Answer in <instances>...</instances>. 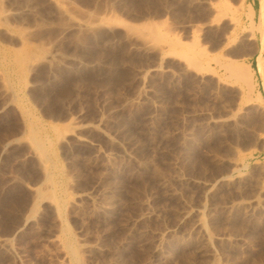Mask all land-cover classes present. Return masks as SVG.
Masks as SVG:
<instances>
[{
    "label": "rangeland",
    "instance_id": "obj_1",
    "mask_svg": "<svg viewBox=\"0 0 264 264\" xmlns=\"http://www.w3.org/2000/svg\"><path fill=\"white\" fill-rule=\"evenodd\" d=\"M250 1L0 0V264H264Z\"/></svg>",
    "mask_w": 264,
    "mask_h": 264
},
{
    "label": "bare ground",
    "instance_id": "obj_2",
    "mask_svg": "<svg viewBox=\"0 0 264 264\" xmlns=\"http://www.w3.org/2000/svg\"><path fill=\"white\" fill-rule=\"evenodd\" d=\"M253 10H251V12H252ZM253 13V12H252ZM251 13V14H252ZM249 18H250V16H249ZM251 22L252 23H250V24H252V26H253V21H252V17H251ZM160 24V23H159ZM251 26V27H252ZM145 27V26H144ZM261 29H262V31H261V34H262V40H263V43H264V30H263V24L261 25ZM251 31V30H250ZM254 32V31H253ZM253 35L254 34H251V36L253 37ZM254 38V37H253ZM252 39V38H251ZM259 55V54H258ZM201 56V55H200ZM261 57V56H260ZM259 59V58H258ZM261 60V59H260ZM258 61L259 63L257 64V72L261 75V77H262V81H263V87H264V61ZM264 60V59H263ZM194 61V60H193ZM193 64V63H192ZM227 64V63H226ZM225 65V64H224ZM235 66H236V64H235ZM232 67L231 68V72L230 73H232V75L231 76H233L234 78H235V80H236V82L237 81H240V80H244L243 79V76H247V77H250L251 76V72L253 71V69H254V67H253V64H252V62L250 61L249 62V64L247 65V67L246 68H243V67H239L238 65L236 66V67ZM242 66V65H241ZM226 67H229V66H226ZM245 67V66H244ZM246 76L244 77V78H246ZM229 78V77H228ZM231 78V77H230ZM251 78V77H250ZM252 79V78H251ZM247 80H248V78H247ZM246 80V81H247ZM238 83V82H237ZM250 86V85H249ZM239 88V87H238ZM31 130V129H30ZM32 132V131H31ZM33 134V133H32ZM31 134V135H32ZM30 135V136H31ZM32 138V142L34 141L35 142V144H33V146L34 145H37V147L36 148H39V143H38V141H37V139H36V136L35 135H32L31 136ZM31 142V141H30ZM44 147V146H43ZM40 149V148H39ZM38 149V150H39ZM40 153V152H39ZM41 156H42V154H41ZM69 241V240H68ZM73 251H74V249H73ZM76 252V251H75ZM74 253V252H73ZM75 255H76V253H74Z\"/></svg>",
    "mask_w": 264,
    "mask_h": 264
},
{
    "label": "crops",
    "instance_id": "obj_3",
    "mask_svg": "<svg viewBox=\"0 0 264 264\" xmlns=\"http://www.w3.org/2000/svg\"><path fill=\"white\" fill-rule=\"evenodd\" d=\"M252 12V21L257 25L263 24L264 30V0H251L250 1ZM262 37V36H261ZM261 85L263 86L262 77L259 74Z\"/></svg>",
    "mask_w": 264,
    "mask_h": 264
},
{
    "label": "trees",
    "instance_id": "obj_4",
    "mask_svg": "<svg viewBox=\"0 0 264 264\" xmlns=\"http://www.w3.org/2000/svg\"><path fill=\"white\" fill-rule=\"evenodd\" d=\"M119 72H120V71H118V73H119ZM152 83H153V82L151 81V85H152ZM132 120H133V117L128 116L127 121H128V122H131Z\"/></svg>",
    "mask_w": 264,
    "mask_h": 264
}]
</instances>
